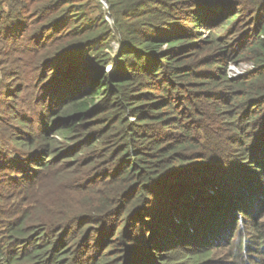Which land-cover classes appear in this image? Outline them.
Returning a JSON list of instances; mask_svg holds the SVG:
<instances>
[{
  "label": "trees",
  "instance_id": "1",
  "mask_svg": "<svg viewBox=\"0 0 264 264\" xmlns=\"http://www.w3.org/2000/svg\"><path fill=\"white\" fill-rule=\"evenodd\" d=\"M106 2L0 0V264L264 256V0Z\"/></svg>",
  "mask_w": 264,
  "mask_h": 264
},
{
  "label": "rangeland",
  "instance_id": "2",
  "mask_svg": "<svg viewBox=\"0 0 264 264\" xmlns=\"http://www.w3.org/2000/svg\"><path fill=\"white\" fill-rule=\"evenodd\" d=\"M106 0H101L102 4H103V9H105L107 11V19L109 20L110 23H113V18L111 17V15L108 12V5H105ZM115 47V50L113 51V55L116 57V50L119 48V46L115 43L113 44ZM8 47H4L2 44H0V117H6V112L4 111V102L7 101V95L4 94V90L5 87H8L10 85H7V83H4L6 81H10V79L5 80V76L3 74V70L4 68H6V70L8 69V64L7 61H9V57L6 54L8 52ZM25 57V56H22ZM253 64L251 62H246V61H241V62H231L228 64L227 67V72L230 76L232 77H238V76H243L246 73H248L250 70H252ZM108 71H113V67H107ZM8 82V83H10ZM19 82V81H18ZM11 84V83H10ZM20 107L18 106V109ZM4 124H2V126H6L9 123V119H5V121H3ZM9 127V125H8ZM13 127H17V126H13ZM11 130V127H9ZM14 133H19V131L16 128V132ZM20 134V133H19ZM9 139H13V136L11 135V137ZM257 208V209H256ZM256 209L255 212H257L255 216H252L249 214V216L247 217V225L246 227H248V229H250L249 231H252L253 228V223H258L259 229H255V233L257 234V236L260 233H264L263 228H264V202L262 204L261 207H257L254 206L252 207V210ZM233 210V209H232ZM230 214H232V212H230ZM232 224V220L230 221ZM232 227V226H231ZM253 231V232H254ZM233 229L231 231V233H233ZM223 234V233H222ZM224 237V235H222ZM229 241V237H224L221 239H218L217 241H211V248L209 250L210 251V256L208 257V260L205 264H257V262H261L264 261V256L258 255L254 252H248L247 253V258L244 260L239 259L238 257L233 256V252H232V246L229 245L228 243ZM263 249H264V245H263ZM169 255L168 257L171 258L173 261L169 262L166 261L164 258L162 261L163 264H198L200 262H194V260L187 258V256H183L182 260L180 262H177V259L180 258V255L182 257L183 254H177L174 256H171V254H167ZM259 256V257H258ZM255 257V258H254ZM255 259V261H254ZM202 263V262H201ZM203 264V263H202Z\"/></svg>",
  "mask_w": 264,
  "mask_h": 264
},
{
  "label": "built area",
  "instance_id": "3",
  "mask_svg": "<svg viewBox=\"0 0 264 264\" xmlns=\"http://www.w3.org/2000/svg\"><path fill=\"white\" fill-rule=\"evenodd\" d=\"M105 3H106V1H105ZM105 5H107V3Z\"/></svg>",
  "mask_w": 264,
  "mask_h": 264
}]
</instances>
